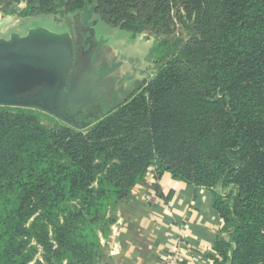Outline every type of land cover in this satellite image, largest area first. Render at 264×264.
I'll return each instance as SVG.
<instances>
[{"label":"trees","instance_id":"1","mask_svg":"<svg viewBox=\"0 0 264 264\" xmlns=\"http://www.w3.org/2000/svg\"><path fill=\"white\" fill-rule=\"evenodd\" d=\"M203 1L36 0L153 39L156 74L84 130L0 106V264L37 247L34 264H101L112 210L151 169L210 192L214 264H264V0H210L200 26Z\"/></svg>","mask_w":264,"mask_h":264},{"label":"rangeland","instance_id":"2","mask_svg":"<svg viewBox=\"0 0 264 264\" xmlns=\"http://www.w3.org/2000/svg\"><path fill=\"white\" fill-rule=\"evenodd\" d=\"M37 6L36 0H0V77L12 76L11 94L19 100L0 106L40 111L58 124L76 129L89 127L96 116L102 115L98 104L85 107L91 109L89 112L67 108L78 106L84 95L99 85L86 74L89 61L80 55L86 51L85 47L87 52L96 54L93 64L102 68L101 77L110 78L109 89L116 95L121 94L119 91L128 93L137 82L149 83L155 77L150 58L153 39L144 35L132 37L129 32L104 23L95 14L83 24L82 14L77 12L31 13ZM210 9V0L203 1L196 16L200 26L208 22ZM63 62L67 70L61 68ZM75 64H78L76 73ZM123 98L124 94L120 99ZM216 192L226 197L224 189ZM221 236L229 240L227 235ZM37 249L31 264L41 260L42 249Z\"/></svg>","mask_w":264,"mask_h":264},{"label":"crops","instance_id":"3","mask_svg":"<svg viewBox=\"0 0 264 264\" xmlns=\"http://www.w3.org/2000/svg\"><path fill=\"white\" fill-rule=\"evenodd\" d=\"M85 50L80 55L89 61L86 74L99 85L78 106L67 108L89 112L85 107L98 104L102 110V105L111 106L112 97L120 99L123 92L116 95L109 89L110 78L101 77L102 68L93 64L96 54ZM112 216L109 235L101 238V264H165L176 249L181 252L180 264H214V243L222 223L204 188L181 183L166 173L156 180L151 169L114 207Z\"/></svg>","mask_w":264,"mask_h":264},{"label":"water","instance_id":"4","mask_svg":"<svg viewBox=\"0 0 264 264\" xmlns=\"http://www.w3.org/2000/svg\"><path fill=\"white\" fill-rule=\"evenodd\" d=\"M63 61H67V63L69 64L67 59H64ZM58 62L59 61H57V63ZM60 65H62L61 66L62 69L67 70L66 69L67 66L65 62L60 63ZM70 66H71V63L69 67ZM74 72L76 73L77 71L74 70ZM11 79H12L11 75H8L7 77H3V78L0 77V105H12L19 101L15 96L11 94V89H12Z\"/></svg>","mask_w":264,"mask_h":264},{"label":"built area","instance_id":"5","mask_svg":"<svg viewBox=\"0 0 264 264\" xmlns=\"http://www.w3.org/2000/svg\"><path fill=\"white\" fill-rule=\"evenodd\" d=\"M181 252L179 249L174 250L166 260L165 264H180Z\"/></svg>","mask_w":264,"mask_h":264}]
</instances>
